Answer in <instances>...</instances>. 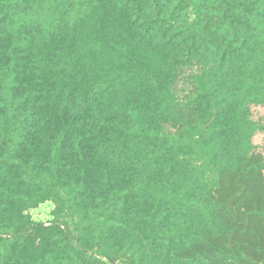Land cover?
I'll return each instance as SVG.
<instances>
[{
	"label": "trees",
	"instance_id": "obj_1",
	"mask_svg": "<svg viewBox=\"0 0 264 264\" xmlns=\"http://www.w3.org/2000/svg\"><path fill=\"white\" fill-rule=\"evenodd\" d=\"M259 108L264 0H0V264H264Z\"/></svg>",
	"mask_w": 264,
	"mask_h": 264
},
{
	"label": "rangeland",
	"instance_id": "obj_2",
	"mask_svg": "<svg viewBox=\"0 0 264 264\" xmlns=\"http://www.w3.org/2000/svg\"><path fill=\"white\" fill-rule=\"evenodd\" d=\"M200 71V66L197 64L189 65L181 69L178 81L175 85V90L178 96L182 99L187 98L188 95L192 93L195 88L193 83V75ZM257 111L260 114H264V108H259ZM166 130L171 132H178L179 126L173 125L171 123L166 124ZM255 141L261 145L264 144V135H258L255 138ZM54 207L52 202H45L41 204L39 207L31 209L30 212L34 218V220L42 221V222H49L52 220L53 216L51 211Z\"/></svg>",
	"mask_w": 264,
	"mask_h": 264
}]
</instances>
